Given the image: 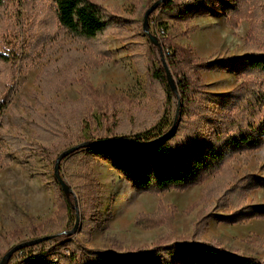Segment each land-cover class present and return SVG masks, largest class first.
I'll return each mask as SVG.
<instances>
[{"label": "rangeland", "instance_id": "1", "mask_svg": "<svg viewBox=\"0 0 264 264\" xmlns=\"http://www.w3.org/2000/svg\"><path fill=\"white\" fill-rule=\"evenodd\" d=\"M97 1L112 17L122 21L119 33L106 32L104 35L109 53L104 57L64 32H54L26 57L31 37L30 19L17 0L6 3L5 21L9 26L0 33V52L9 56L13 77L8 81L2 134L19 136L24 141L13 149L3 142L2 150L10 157L7 164H0V241L3 246L9 241L8 231L14 226L36 223L54 214L57 191L53 182V163L58 153L52 157L40 144L49 145L55 141L56 134L52 131L60 124L88 136L89 129L103 125L101 114L108 111L116 115L120 132L141 128L156 131L173 119L177 97L163 106L162 92L157 90L151 94L146 86L140 45V41L148 39L141 29L142 15L148 6L145 0ZM227 1L233 4L234 0ZM42 3L47 4V1L42 0ZM165 26L166 34L172 40L190 47L198 57L255 49V43L247 38L249 20L245 18L236 26L227 22V26L205 27L202 19L167 20ZM159 27L161 25H153V29ZM159 57L164 56L159 53ZM61 67L67 70V82L59 88L52 86L45 90L44 77ZM201 75L205 89L214 92L229 90L240 81L233 66L225 70H202ZM84 82L89 83L98 96L103 94L100 104L86 103ZM261 146L235 154L221 169L199 183L157 194L135 190L116 169L114 159L97 157L92 164L100 183L95 221L81 228L80 219L79 229L72 238L81 241L85 236L86 240L81 242L99 250L149 248L165 237L195 234L197 211L202 209L209 217L204 230L195 234V238L203 242L215 241L227 250L264 260V217L229 224L217 216L229 212L233 204L264 203V188H255L234 200L233 194L223 196L224 188L232 185L236 176L241 177L246 172L264 175V146ZM118 160L123 163L121 157ZM72 167L61 164L60 171L66 180L64 174L68 175L67 171ZM68 179L78 202L77 178L70 174ZM158 202L162 209L158 208ZM161 211L165 213V219L171 214L170 224L145 227L135 222V216L140 212L157 215ZM74 217L75 214L54 225L47 224L46 233L71 228ZM56 238L17 252L10 264H16L24 253L52 245Z\"/></svg>", "mask_w": 264, "mask_h": 264}, {"label": "trees", "instance_id": "2", "mask_svg": "<svg viewBox=\"0 0 264 264\" xmlns=\"http://www.w3.org/2000/svg\"><path fill=\"white\" fill-rule=\"evenodd\" d=\"M7 1L10 0H0V33L5 26H9L5 21ZM46 1L47 4L43 5L42 0H17L30 19L31 37L26 57L33 54L54 32H64L76 41H83L93 51L102 53L103 57L109 54L104 35L106 32L119 33L122 21L112 17L99 1ZM152 1L145 0V5ZM211 4L223 5L224 15L231 26H236L242 18L249 20L247 38L255 43L254 50L209 58L198 57L190 47L175 42L166 34L167 20L183 22L196 15L208 14ZM148 24L150 29H153L154 24L161 25L159 28L163 29L165 35H157L161 49L152 45L149 39L140 41L147 89L151 94L157 90L162 92L163 106L168 105L174 97L181 101L179 117L172 132L156 143L126 148L122 144L132 140L147 141L164 133L172 125L173 119L156 131L141 128L120 132L115 121L116 115L108 111L101 114L103 125L89 129L88 136L60 124L56 129L58 133L52 131L56 134L55 141L49 145L40 144L53 157L64 148L83 140L110 141L105 145L80 147L63 159V166L64 163L67 168L73 166L67 171L68 175H74L78 181L81 228L95 221L99 205L100 183L92 167L97 157L114 159L116 169L135 190L157 194L170 189L182 190L199 183L221 169L235 154L251 151L264 144V0H234L233 4L227 0H166L149 13ZM159 53L164 56L175 80L177 94L171 91L167 83ZM232 66L240 78L235 86L222 92L205 89L202 70H225ZM11 77V60L7 54L0 52V164L10 161L9 154L2 150L3 142L13 149L24 141L19 136L2 134L6 122L5 100ZM65 82L67 70L61 67L44 77L43 88H59ZM83 84L84 89H87L84 93L86 103L100 104L99 99L103 94L98 96L89 83ZM120 157L123 163L118 160ZM64 175L70 182L68 175ZM234 180L232 185L223 190V196L233 194V200L255 188H264V175L257 173L246 172ZM53 182L57 191L54 214L36 223L11 228L7 233L9 241L6 245L3 246L0 241V257L14 243L46 234L47 224L54 225L56 221L75 214L70 200L55 178ZM158 208H163L160 202ZM197 212L196 235L204 230L209 217L202 209ZM217 216L229 224L261 218L264 217V203L233 204L229 212ZM164 217L162 211L157 215L140 212L135 216V222L145 227L170 224L171 214L167 219ZM195 234L165 237L149 248L118 250L89 248L82 243L86 240L85 236H80L81 242L61 234L55 236L57 238L52 245L24 253L16 264H264L260 258L227 250L218 242L200 241L195 238ZM30 246L13 252L7 264L11 263L17 252Z\"/></svg>", "mask_w": 264, "mask_h": 264}, {"label": "water", "instance_id": "3", "mask_svg": "<svg viewBox=\"0 0 264 264\" xmlns=\"http://www.w3.org/2000/svg\"><path fill=\"white\" fill-rule=\"evenodd\" d=\"M164 1H166V0H154V1H152L145 8L143 15H142V22H141L142 31L144 32L146 37L149 39L150 43L152 45L158 47L159 49H161V44H160V41L158 39V36L155 33H153L151 31V29L149 28L148 15L157 5L163 3ZM161 63H162L163 69H164V73H165L167 83H168L171 91L173 93L177 94V87H176L175 80H174V78L171 74V71L169 70V68H168L163 57H161ZM180 102H181L180 99L177 98V101H176L177 105H176L175 111H174L173 122L167 131H165L164 133L158 135L157 137H155L153 139H150L147 141L132 140L126 144H122V146L126 147V148H134V147H139L142 145H150V144L156 143V142L160 141L161 139H164L166 136H168L172 132L173 126L177 121V117L179 115ZM109 142L110 141H108V140L106 141V140L87 139V140L77 142V143L61 150L56 155V157L54 159V163H53V176H54L55 180L57 181V183L60 185L63 193L66 196V198L70 200L71 206L74 208L75 217H74V222H73L72 227L69 229H62L60 231H56V232H52V233H46V234L39 235V236L30 238V239H26V240L21 241V242L14 243L1 255L0 264H7L12 253L17 251L20 248L30 246V245H34V244H38L40 242L49 240V239H51L55 236H59L61 234H67L71 237L76 234V232L79 229V224H80V215H79V211H78L77 196H76L75 191L71 187V185L67 182V180L65 179V177L63 176V174L60 171L61 170V164H62L65 156L74 152L75 150H77L80 147H84V146H88V145H96V144L105 145V144H108Z\"/></svg>", "mask_w": 264, "mask_h": 264}, {"label": "crops", "instance_id": "4", "mask_svg": "<svg viewBox=\"0 0 264 264\" xmlns=\"http://www.w3.org/2000/svg\"><path fill=\"white\" fill-rule=\"evenodd\" d=\"M192 20H204L205 27H212L217 24H225L227 26L226 18L224 16V8L221 4H211L209 6V13L205 15H196ZM211 42V41H210ZM220 43V42H219ZM262 145L261 147H263Z\"/></svg>", "mask_w": 264, "mask_h": 264}, {"label": "built area", "instance_id": "5", "mask_svg": "<svg viewBox=\"0 0 264 264\" xmlns=\"http://www.w3.org/2000/svg\"><path fill=\"white\" fill-rule=\"evenodd\" d=\"M155 33H156V35H160V36L164 35L162 28H157V29L155 28Z\"/></svg>", "mask_w": 264, "mask_h": 264}]
</instances>
